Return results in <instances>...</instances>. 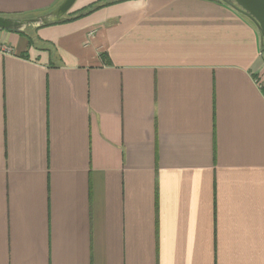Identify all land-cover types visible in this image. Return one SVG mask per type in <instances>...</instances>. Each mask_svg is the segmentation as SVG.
I'll use <instances>...</instances> for the list:
<instances>
[{
	"label": "crops",
	"instance_id": "1",
	"mask_svg": "<svg viewBox=\"0 0 264 264\" xmlns=\"http://www.w3.org/2000/svg\"><path fill=\"white\" fill-rule=\"evenodd\" d=\"M62 1L0 0V16ZM0 45V264H264V55L248 16L124 0L0 29Z\"/></svg>",
	"mask_w": 264,
	"mask_h": 264
},
{
	"label": "water",
	"instance_id": "2",
	"mask_svg": "<svg viewBox=\"0 0 264 264\" xmlns=\"http://www.w3.org/2000/svg\"><path fill=\"white\" fill-rule=\"evenodd\" d=\"M77 0H63L57 7L48 13L37 17L20 20L0 16V29L23 32L26 29L41 28L54 23H59L68 14ZM234 7L239 12L248 16L260 32L262 53L264 55V0H222Z\"/></svg>",
	"mask_w": 264,
	"mask_h": 264
},
{
	"label": "trees",
	"instance_id": "3",
	"mask_svg": "<svg viewBox=\"0 0 264 264\" xmlns=\"http://www.w3.org/2000/svg\"><path fill=\"white\" fill-rule=\"evenodd\" d=\"M121 1H124V0H98V1L82 8V9H79V10H76L73 12L71 10L68 14H66V16L59 23H54V24L67 23V22H73V21L80 20L82 18L90 16L91 14L101 10L102 8L117 4ZM4 16L14 18V19H20V20H28V19L35 17V16H30V15H25V14L4 15ZM29 29H27L23 32H19V33L27 34ZM35 29H38V28H35ZM2 30H4V29H2ZM6 31L18 32V31H13V30H6ZM261 50H262V46H261ZM262 55H263V53H262Z\"/></svg>",
	"mask_w": 264,
	"mask_h": 264
},
{
	"label": "built area",
	"instance_id": "4",
	"mask_svg": "<svg viewBox=\"0 0 264 264\" xmlns=\"http://www.w3.org/2000/svg\"><path fill=\"white\" fill-rule=\"evenodd\" d=\"M0 48H2V45H0ZM5 52H10V51L6 48Z\"/></svg>",
	"mask_w": 264,
	"mask_h": 264
}]
</instances>
